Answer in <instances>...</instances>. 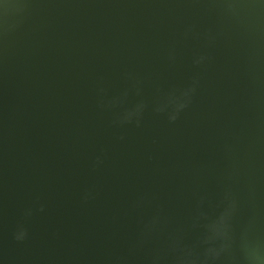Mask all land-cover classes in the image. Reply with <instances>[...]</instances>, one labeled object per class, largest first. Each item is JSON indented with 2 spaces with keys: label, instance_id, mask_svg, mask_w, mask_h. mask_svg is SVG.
I'll return each mask as SVG.
<instances>
[{
  "label": "water",
  "instance_id": "obj_1",
  "mask_svg": "<svg viewBox=\"0 0 264 264\" xmlns=\"http://www.w3.org/2000/svg\"><path fill=\"white\" fill-rule=\"evenodd\" d=\"M226 187L264 209V0H0V264H113L138 196Z\"/></svg>",
  "mask_w": 264,
  "mask_h": 264
},
{
  "label": "clouds",
  "instance_id": "obj_2",
  "mask_svg": "<svg viewBox=\"0 0 264 264\" xmlns=\"http://www.w3.org/2000/svg\"><path fill=\"white\" fill-rule=\"evenodd\" d=\"M204 59L199 57L194 63L200 64ZM195 88L193 82L186 93L188 99ZM186 106L187 101L178 105L168 113V120L175 122ZM129 122L131 116L120 121ZM135 122L139 124L138 119ZM102 162L97 156L93 167ZM194 197L187 220L176 223L160 206L144 214L151 198L147 194L138 196L131 205L140 213L136 237L128 254L117 257L113 264H264V209L252 207L244 212L239 196L229 187L214 207L206 194L197 192ZM39 210L43 211V205ZM26 237L23 227L14 233L17 241Z\"/></svg>",
  "mask_w": 264,
  "mask_h": 264
}]
</instances>
